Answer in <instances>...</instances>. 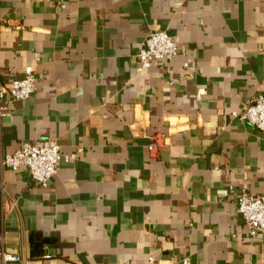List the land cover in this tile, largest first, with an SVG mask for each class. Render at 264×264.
Masks as SVG:
<instances>
[{
	"label": "crops",
	"instance_id": "crops-1",
	"mask_svg": "<svg viewBox=\"0 0 264 264\" xmlns=\"http://www.w3.org/2000/svg\"><path fill=\"white\" fill-rule=\"evenodd\" d=\"M157 31L178 54L140 70ZM27 67L0 153L63 159L46 187L0 169V264H264L236 212L264 194V139L233 115L264 95V0H0V83Z\"/></svg>",
	"mask_w": 264,
	"mask_h": 264
},
{
	"label": "built area",
	"instance_id": "built-area-1",
	"mask_svg": "<svg viewBox=\"0 0 264 264\" xmlns=\"http://www.w3.org/2000/svg\"><path fill=\"white\" fill-rule=\"evenodd\" d=\"M61 7L64 5L61 4ZM177 54L178 45L173 36L164 31L151 32L137 53L138 68L145 69L153 61L169 62ZM34 89L35 74L32 67L25 68L24 76L11 81L8 86L0 83V118L8 114L13 102L29 98ZM233 115L260 132L264 139V95L255 96ZM154 148V144L148 146L149 151H153ZM71 158H66L65 161ZM62 159L60 146L56 141L39 140L34 143H23L14 153H0V169L17 172L24 168L34 184L46 187L57 175ZM236 212L247 226L249 235H264V194L252 195L246 188L240 189L236 198ZM2 260L19 262L20 258L3 254ZM148 262L155 264V257L152 254H149ZM183 264H187V260H183Z\"/></svg>",
	"mask_w": 264,
	"mask_h": 264
}]
</instances>
